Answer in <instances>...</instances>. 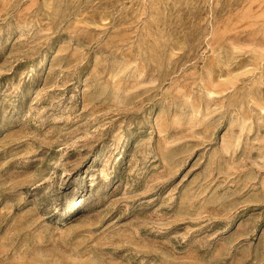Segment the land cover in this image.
<instances>
[{
    "label": "rangeland",
    "instance_id": "obj_1",
    "mask_svg": "<svg viewBox=\"0 0 264 264\" xmlns=\"http://www.w3.org/2000/svg\"><path fill=\"white\" fill-rule=\"evenodd\" d=\"M0 264H264V0H0Z\"/></svg>",
    "mask_w": 264,
    "mask_h": 264
}]
</instances>
